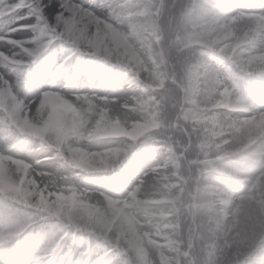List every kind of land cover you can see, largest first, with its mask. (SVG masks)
I'll return each instance as SVG.
<instances>
[{"label":"clouds","instance_id":"clouds-1","mask_svg":"<svg viewBox=\"0 0 264 264\" xmlns=\"http://www.w3.org/2000/svg\"><path fill=\"white\" fill-rule=\"evenodd\" d=\"M0 264H264V0H0Z\"/></svg>","mask_w":264,"mask_h":264}]
</instances>
